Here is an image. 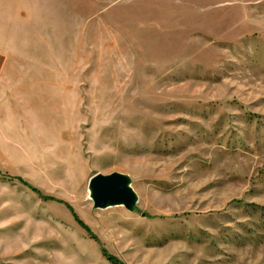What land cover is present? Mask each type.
<instances>
[{
    "label": "rangeland",
    "instance_id": "374dc122",
    "mask_svg": "<svg viewBox=\"0 0 264 264\" xmlns=\"http://www.w3.org/2000/svg\"><path fill=\"white\" fill-rule=\"evenodd\" d=\"M58 4L31 26L63 82L0 144V264H264V0Z\"/></svg>",
    "mask_w": 264,
    "mask_h": 264
},
{
    "label": "crops",
    "instance_id": "0c3cea01",
    "mask_svg": "<svg viewBox=\"0 0 264 264\" xmlns=\"http://www.w3.org/2000/svg\"><path fill=\"white\" fill-rule=\"evenodd\" d=\"M58 3L0 0V144L23 122H37L38 99L48 101L55 80L63 82V58H55L48 37L31 26V18L53 16Z\"/></svg>",
    "mask_w": 264,
    "mask_h": 264
},
{
    "label": "water",
    "instance_id": "95a60500",
    "mask_svg": "<svg viewBox=\"0 0 264 264\" xmlns=\"http://www.w3.org/2000/svg\"><path fill=\"white\" fill-rule=\"evenodd\" d=\"M92 197L97 206H106L115 203L128 204L133 200L134 192L127 186L124 175L96 173L90 178Z\"/></svg>",
    "mask_w": 264,
    "mask_h": 264
},
{
    "label": "trees",
    "instance_id": "16d2710c",
    "mask_svg": "<svg viewBox=\"0 0 264 264\" xmlns=\"http://www.w3.org/2000/svg\"><path fill=\"white\" fill-rule=\"evenodd\" d=\"M35 192L39 193V195L43 198V199H46V200H55L56 198L52 197V196H45V195H42L41 192L36 189V188H32ZM57 201H60L61 200H57ZM78 222L80 223V225L85 228L87 231H89V227L84 224L80 219H78ZM104 251V254L106 255V257L108 258V260H110L111 262H113L114 264H127L123 261H121L120 259H118L116 256L114 255H111L109 254L106 250H103Z\"/></svg>",
    "mask_w": 264,
    "mask_h": 264
},
{
    "label": "bare ground",
    "instance_id": "6f19581e",
    "mask_svg": "<svg viewBox=\"0 0 264 264\" xmlns=\"http://www.w3.org/2000/svg\"><path fill=\"white\" fill-rule=\"evenodd\" d=\"M90 193L92 194L93 193V189L92 188H90ZM119 204V203H118Z\"/></svg>",
    "mask_w": 264,
    "mask_h": 264
}]
</instances>
